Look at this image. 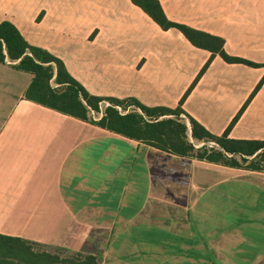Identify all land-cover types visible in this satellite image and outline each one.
Returning <instances> with one entry per match:
<instances>
[{"label": "crops", "instance_id": "obj_1", "mask_svg": "<svg viewBox=\"0 0 264 264\" xmlns=\"http://www.w3.org/2000/svg\"><path fill=\"white\" fill-rule=\"evenodd\" d=\"M222 37L211 51L132 0H0L29 43L91 94L182 108L215 135L264 140V0H160ZM0 62V233L100 264H264V171L181 156L25 97ZM194 86L185 96L190 86Z\"/></svg>", "mask_w": 264, "mask_h": 264}, {"label": "trees", "instance_id": "obj_2", "mask_svg": "<svg viewBox=\"0 0 264 264\" xmlns=\"http://www.w3.org/2000/svg\"><path fill=\"white\" fill-rule=\"evenodd\" d=\"M132 1L149 14L162 28L175 27L191 43L211 51V58L203 66L195 82L207 70L212 57L217 54L227 62H242L252 66L262 65L230 55L225 49V40L220 36L196 29L185 23L170 20L160 0ZM0 62L8 63L18 70L33 74L25 97L42 105L81 120L96 123L111 131L149 143L177 155L227 166L264 171V140L230 138V127L223 134L215 135L189 115L182 108V103L176 108L149 107L131 97L126 99L105 98L91 94L68 72L61 58L47 49L29 43L17 26L9 20L0 22ZM263 80L258 83L254 92L261 87ZM53 82L57 85H54ZM195 82L190 86L185 96L190 92ZM104 100L110 101L112 105L104 109L100 118H92L90 112L93 110L100 111V102ZM127 104L135 105L141 112L123 113L115 107L118 105L125 108ZM176 110L178 114L175 113ZM173 114H176L177 118H180L182 114L185 115L189 124L186 121H176L170 117ZM165 127L167 130L162 131L161 129ZM155 137L159 138L162 144L156 143ZM190 138L205 142V144L197 147ZM209 141H214L216 145H207L206 142ZM248 161H250L248 164H242V162ZM41 246L44 245L19 236L0 233V264H100L99 258L93 254L85 255L59 247H50L57 250L51 251ZM60 252H66L69 255L66 253L63 255Z\"/></svg>", "mask_w": 264, "mask_h": 264}, {"label": "rangeland", "instance_id": "obj_3", "mask_svg": "<svg viewBox=\"0 0 264 264\" xmlns=\"http://www.w3.org/2000/svg\"><path fill=\"white\" fill-rule=\"evenodd\" d=\"M53 84L54 85H57L56 83H54L53 82ZM110 102V101H109ZM111 103V102H110ZM103 104V103H102ZM101 103H100V111H91L90 112V116L92 117V118H96V119H98V118H100L102 115H103V110H104V108H102L101 107V105H102ZM132 111H138V112H141L140 111V109L138 108V107H136L135 105H133V104H127V106L125 107V108H122V112L123 113H127V112H132ZM175 113L176 114H178V111L176 110L175 111ZM176 114H173V115H170V117H173L176 121H186L188 124H189V120H188V118L185 116V115H181L180 116V118H177V116H176ZM178 128V127H177ZM162 131H165V130H167V127H165L164 129H161ZM145 133V132H144ZM143 133V134H144ZM189 134H190V132H189ZM175 138V137H174ZM190 140H192V141H194L195 143H196V145H197V147H200V146H202L203 144H205V142H200V141H197V140H195V139H193V138H190ZM155 141H156V143H159V144H162V141H160L159 140V138H156L155 137ZM206 144L207 145H209V146H211V145H216L215 144V142L214 141H209V142H206ZM250 161H248V162H242V164H248ZM42 248H47V249H50L51 251H57L55 248H50V247H47V246H41ZM40 247V248H41ZM39 248V249H40ZM61 254H63V255H66V254H68L69 255V253H66V252H60ZM64 253H66V254H64Z\"/></svg>", "mask_w": 264, "mask_h": 264}, {"label": "built area", "instance_id": "obj_4", "mask_svg": "<svg viewBox=\"0 0 264 264\" xmlns=\"http://www.w3.org/2000/svg\"><path fill=\"white\" fill-rule=\"evenodd\" d=\"M102 105H101V107L102 108H106L107 106H110V105H112V103H110L108 100H104V101H101L100 102ZM115 107L117 108V109H119L120 111H122V107L121 106H118V105H115ZM104 111V110H103Z\"/></svg>", "mask_w": 264, "mask_h": 264}]
</instances>
